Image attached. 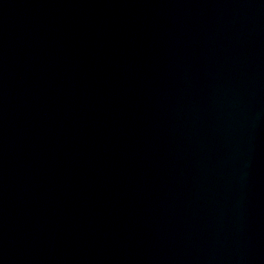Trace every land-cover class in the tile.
I'll return each mask as SVG.
<instances>
[{"label":"water","instance_id":"obj_1","mask_svg":"<svg viewBox=\"0 0 264 264\" xmlns=\"http://www.w3.org/2000/svg\"><path fill=\"white\" fill-rule=\"evenodd\" d=\"M0 264H264V0H0Z\"/></svg>","mask_w":264,"mask_h":264}]
</instances>
